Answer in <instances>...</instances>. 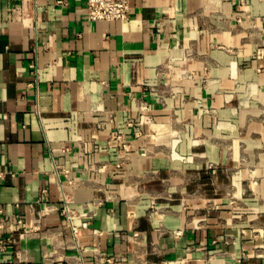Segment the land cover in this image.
<instances>
[{"label": "crops", "instance_id": "0c3cea01", "mask_svg": "<svg viewBox=\"0 0 264 264\" xmlns=\"http://www.w3.org/2000/svg\"><path fill=\"white\" fill-rule=\"evenodd\" d=\"M129 4L0 0V264H264V0Z\"/></svg>", "mask_w": 264, "mask_h": 264}, {"label": "built area", "instance_id": "2783aa9c", "mask_svg": "<svg viewBox=\"0 0 264 264\" xmlns=\"http://www.w3.org/2000/svg\"><path fill=\"white\" fill-rule=\"evenodd\" d=\"M129 0H85L84 6V14L87 20L89 21H108V20H119L123 21L128 19L129 17ZM31 68H35V66L31 65ZM53 172L55 174L62 173L66 174L67 170L63 167L55 165L53 166ZM41 199L43 196L40 197ZM62 214L65 217L66 226L70 227L73 233H76L77 227L73 223V214L69 210V208L65 205L62 210ZM16 220L18 223L22 222L21 217L16 216ZM87 222L82 223L83 227H86ZM0 228H2V224H0ZM12 238L8 237L6 241L11 240ZM6 241L0 238V250H3L6 245ZM123 256H110L100 258L95 264H119L121 260H124Z\"/></svg>", "mask_w": 264, "mask_h": 264}]
</instances>
